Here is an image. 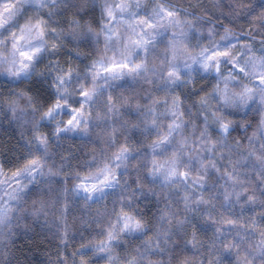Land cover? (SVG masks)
I'll return each instance as SVG.
<instances>
[{
	"label": "snow or ice",
	"instance_id": "snow-or-ice-1",
	"mask_svg": "<svg viewBox=\"0 0 264 264\" xmlns=\"http://www.w3.org/2000/svg\"><path fill=\"white\" fill-rule=\"evenodd\" d=\"M0 128V264H264V0H0Z\"/></svg>",
	"mask_w": 264,
	"mask_h": 264
},
{
	"label": "trees",
	"instance_id": "trees-1",
	"mask_svg": "<svg viewBox=\"0 0 264 264\" xmlns=\"http://www.w3.org/2000/svg\"><path fill=\"white\" fill-rule=\"evenodd\" d=\"M161 2H163V0H161ZM208 2H211V0H208ZM249 132H251V130H249ZM11 136H12L11 129L0 128V141L7 142ZM68 143H69L68 141L65 142L66 147L68 146ZM71 143L75 144L77 148L79 147V143L77 141H71ZM75 150L76 149L74 148L73 151H75ZM93 207H95V206H93ZM45 247H40L38 249L37 248H28V249H25V252L27 253L28 256H30V257L36 256L41 261H43V260H46V256L44 255Z\"/></svg>",
	"mask_w": 264,
	"mask_h": 264
},
{
	"label": "rangeland",
	"instance_id": "rangeland-1",
	"mask_svg": "<svg viewBox=\"0 0 264 264\" xmlns=\"http://www.w3.org/2000/svg\"><path fill=\"white\" fill-rule=\"evenodd\" d=\"M143 2L147 3V2H148V0H143Z\"/></svg>",
	"mask_w": 264,
	"mask_h": 264
}]
</instances>
